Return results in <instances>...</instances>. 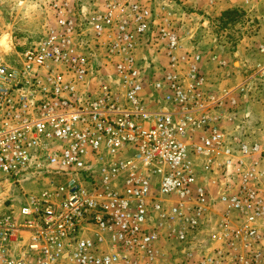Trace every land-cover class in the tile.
<instances>
[{"label":"built area","instance_id":"obj_1","mask_svg":"<svg viewBox=\"0 0 264 264\" xmlns=\"http://www.w3.org/2000/svg\"><path fill=\"white\" fill-rule=\"evenodd\" d=\"M48 1L36 41H0V264H154L167 242L185 264H262L264 141L223 124L243 88L203 85L200 55L180 54L167 23L151 34L150 10L129 0L91 13L115 76L98 80L71 5ZM148 37L167 59L161 76L137 57ZM18 174L38 186L13 202Z\"/></svg>","mask_w":264,"mask_h":264},{"label":"rangeland","instance_id":"obj_2","mask_svg":"<svg viewBox=\"0 0 264 264\" xmlns=\"http://www.w3.org/2000/svg\"><path fill=\"white\" fill-rule=\"evenodd\" d=\"M65 1L71 5L83 30L78 35L79 44L90 57L96 76L101 75L98 80L114 81L112 66L105 52L95 45L88 24L91 13L102 0ZM129 1L150 10L155 24L151 34H155L159 25L167 23L179 36L180 54L200 55L197 64L203 85L213 90L243 88L236 96L237 104L228 116L230 120L223 121L227 136L247 142L264 141V53L258 51L259 44L264 43V0ZM52 20L48 0H0V41L8 51L23 49L36 41ZM144 41L137 57L146 69L145 74L151 73L154 67L155 75L161 76L160 69L167 60L164 51L154 37ZM16 178L20 183L9 178L13 185L8 195L13 202L21 201L18 191H31L38 186L30 183L34 178L31 175L18 174ZM208 238L206 234L196 237L195 241L207 244ZM174 246L170 242L164 244V247ZM166 250L157 264H179L180 253L173 248Z\"/></svg>","mask_w":264,"mask_h":264},{"label":"crops","instance_id":"obj_3","mask_svg":"<svg viewBox=\"0 0 264 264\" xmlns=\"http://www.w3.org/2000/svg\"><path fill=\"white\" fill-rule=\"evenodd\" d=\"M209 226H210V225H205V226H203V228L198 232V234L196 235V237H200V236H204V235L208 234V231H210ZM206 243H207V244H199L198 242L194 241V242L192 243V247H196V249H199V248L203 249L202 247H204V246H208V244H209V239L206 240ZM171 248H173V247H161V249H160V253H159L158 256L156 257V259H155V263H154V264H157L158 260L161 259V257H163L164 255H166V253H167V250H166V249L169 250V249H171ZM173 249H174V248H173ZM177 255H179V254L177 253ZM179 262H180L179 264H185V263L182 261V258L180 259Z\"/></svg>","mask_w":264,"mask_h":264},{"label":"water","instance_id":"obj_4","mask_svg":"<svg viewBox=\"0 0 264 264\" xmlns=\"http://www.w3.org/2000/svg\"><path fill=\"white\" fill-rule=\"evenodd\" d=\"M6 190H7L6 185L0 186V197L3 196V194L6 192Z\"/></svg>","mask_w":264,"mask_h":264},{"label":"bare ground","instance_id":"obj_5","mask_svg":"<svg viewBox=\"0 0 264 264\" xmlns=\"http://www.w3.org/2000/svg\"><path fill=\"white\" fill-rule=\"evenodd\" d=\"M4 42V41H3ZM6 42V41H5ZM6 46V44H4Z\"/></svg>","mask_w":264,"mask_h":264}]
</instances>
